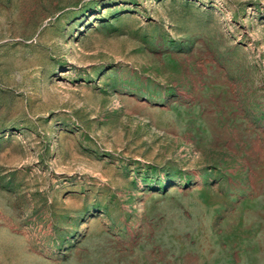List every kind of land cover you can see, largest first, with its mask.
Here are the masks:
<instances>
[{
    "label": "rangeland",
    "instance_id": "1",
    "mask_svg": "<svg viewBox=\"0 0 264 264\" xmlns=\"http://www.w3.org/2000/svg\"><path fill=\"white\" fill-rule=\"evenodd\" d=\"M0 264H264V0H0Z\"/></svg>",
    "mask_w": 264,
    "mask_h": 264
}]
</instances>
